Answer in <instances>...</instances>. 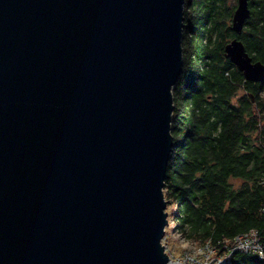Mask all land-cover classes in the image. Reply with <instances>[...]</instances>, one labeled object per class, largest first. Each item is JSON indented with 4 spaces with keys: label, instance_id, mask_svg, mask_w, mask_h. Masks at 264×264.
Masks as SVG:
<instances>
[{
    "label": "water",
    "instance_id": "obj_1",
    "mask_svg": "<svg viewBox=\"0 0 264 264\" xmlns=\"http://www.w3.org/2000/svg\"><path fill=\"white\" fill-rule=\"evenodd\" d=\"M184 0H0V264H170ZM223 54L264 80L238 34Z\"/></svg>",
    "mask_w": 264,
    "mask_h": 264
},
{
    "label": "trees",
    "instance_id": "obj_2",
    "mask_svg": "<svg viewBox=\"0 0 264 264\" xmlns=\"http://www.w3.org/2000/svg\"><path fill=\"white\" fill-rule=\"evenodd\" d=\"M236 0H184L182 68L172 86V147L163 193L174 228L221 253L232 238L264 234V80H245L223 54ZM238 38L264 62V0H248ZM223 264H264L233 250Z\"/></svg>",
    "mask_w": 264,
    "mask_h": 264
},
{
    "label": "built area",
    "instance_id": "obj_3",
    "mask_svg": "<svg viewBox=\"0 0 264 264\" xmlns=\"http://www.w3.org/2000/svg\"><path fill=\"white\" fill-rule=\"evenodd\" d=\"M264 184V180H263ZM264 212V208L262 209ZM174 227V223H173ZM191 251H185L180 256L170 257V264H223L227 262L229 254L233 250L245 252L254 251L259 257L264 258V234L261 239L254 229L240 232L232 238L230 245L225 244L221 253H216L214 248L208 243H195ZM167 249V248H166ZM169 252V250L167 249ZM171 252V251H170ZM169 252V253H170Z\"/></svg>",
    "mask_w": 264,
    "mask_h": 264
},
{
    "label": "rangeland",
    "instance_id": "obj_4",
    "mask_svg": "<svg viewBox=\"0 0 264 264\" xmlns=\"http://www.w3.org/2000/svg\"><path fill=\"white\" fill-rule=\"evenodd\" d=\"M173 205L166 204V211H167V224L165 225L164 235L162 237V243L165 246L166 252L171 255L173 254L174 257L180 256L185 251H191L193 249L194 241L187 240L182 236V234L173 227V216H172V209ZM169 252L167 251V249ZM172 255V256H173ZM172 258V257H171Z\"/></svg>",
    "mask_w": 264,
    "mask_h": 264
},
{
    "label": "clouds",
    "instance_id": "obj_5",
    "mask_svg": "<svg viewBox=\"0 0 264 264\" xmlns=\"http://www.w3.org/2000/svg\"><path fill=\"white\" fill-rule=\"evenodd\" d=\"M173 223H174V221H173Z\"/></svg>",
    "mask_w": 264,
    "mask_h": 264
},
{
    "label": "bare ground",
    "instance_id": "obj_6",
    "mask_svg": "<svg viewBox=\"0 0 264 264\" xmlns=\"http://www.w3.org/2000/svg\"><path fill=\"white\" fill-rule=\"evenodd\" d=\"M168 221V220H167Z\"/></svg>",
    "mask_w": 264,
    "mask_h": 264
}]
</instances>
